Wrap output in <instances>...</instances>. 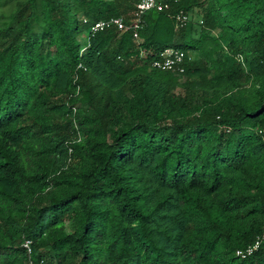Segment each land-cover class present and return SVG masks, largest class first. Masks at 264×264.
<instances>
[{"label": "trees", "instance_id": "1", "mask_svg": "<svg viewBox=\"0 0 264 264\" xmlns=\"http://www.w3.org/2000/svg\"><path fill=\"white\" fill-rule=\"evenodd\" d=\"M138 1L0 0V264H264V0Z\"/></svg>", "mask_w": 264, "mask_h": 264}, {"label": "built area", "instance_id": "2", "mask_svg": "<svg viewBox=\"0 0 264 264\" xmlns=\"http://www.w3.org/2000/svg\"><path fill=\"white\" fill-rule=\"evenodd\" d=\"M166 7V4L163 0H139L136 4L135 14L138 18L149 10L162 11ZM187 17L185 15H181L180 13L176 15V20L182 22L185 21ZM108 27H116L117 29H123L125 27V23L121 16L110 17L107 19H101L93 23L90 27L91 32H96L99 30H103ZM131 29H136L137 25L133 24ZM136 36V33H135ZM185 60V54L176 48H166L162 52H160L159 56L155 58L151 65L152 67L163 70V71H177L182 73L184 70L183 62ZM30 240H25L23 246L25 247L27 253L30 255L31 246ZM257 242L254 245L248 246L244 250H237L236 255L240 257H245L249 255L256 247Z\"/></svg>", "mask_w": 264, "mask_h": 264}]
</instances>
